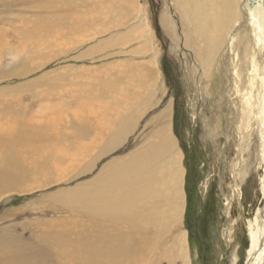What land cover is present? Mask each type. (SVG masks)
<instances>
[{"label": "bare ground", "instance_id": "6f19581e", "mask_svg": "<svg viewBox=\"0 0 264 264\" xmlns=\"http://www.w3.org/2000/svg\"><path fill=\"white\" fill-rule=\"evenodd\" d=\"M80 1L76 0L78 4ZM177 1L176 5L182 11L180 21L186 26L182 39L185 40L184 47L197 49L206 79L213 75L218 78L219 68L226 70V100L235 104V109L231 108L235 117L238 116L241 123L244 121L249 129L253 120L256 121L260 141L259 166L264 167V0ZM95 2L98 5L85 10L74 5L76 12L68 9L70 7L56 10L65 14L71 28L94 27V39L105 25L111 32L125 27L124 19L129 13L136 15L139 22L129 33L113 36L103 44L97 43L99 45L91 50L96 52V57L100 55L97 59L104 56L101 53L118 36L126 43L133 37L138 41L145 40L135 51L150 52L149 43L154 36L151 26L137 12L140 11L136 8L138 0ZM169 25L174 36L175 25L172 22ZM59 28L51 34L53 41L32 30L31 35H37L40 44L26 39L27 49L19 42L21 52L9 55L3 53L10 51L11 42L0 34V183L11 182L13 190L19 193L23 190L21 182L24 180H34L33 185L37 187L32 190H35L46 186H41L42 181L53 183L65 178L69 181L94 171L95 162L129 143L138 121L147 113L149 91L155 86L152 73L156 67L155 55L149 61L137 62L118 60L119 53H115L117 58L105 67L86 68L74 63L75 66L58 69L57 74L35 76L22 84L26 76H34L37 71L32 70V62L30 66H23L26 52L41 69L44 61L37 57L41 51L53 55L52 45L59 47L68 42L61 39L62 27ZM88 34L94 35L91 31ZM92 39L75 37L78 43ZM70 45H67L70 52H62L64 63L82 62L93 53L87 51L78 57L71 56ZM218 59L221 67L215 66ZM244 73L248 77L245 85L240 80ZM32 84L35 86L28 91L27 86ZM255 91L257 95H254ZM171 106L156 116L164 122L158 135L146 137L143 145L127 156L110 160L85 183L89 187L75 186L74 191H66V200L50 206L69 215L61 220L66 224L60 225L62 228L56 233L42 236L54 255L55 262L47 259L49 264H175L177 260L188 264L187 233H177L185 210V170L177 142L171 134ZM153 120L148 125H153ZM63 128V135L68 134V140L65 137L63 143L54 146L52 142L62 140L60 129ZM90 132L94 137L83 140L82 137ZM78 133L81 135L77 136ZM98 148L99 153L94 155ZM7 156L9 162L14 163L13 167L4 162L3 158ZM92 156L94 160H89ZM5 172L12 174L11 180L3 176ZM262 182L264 196V180ZM254 226L246 264L264 261V208L258 211ZM172 233H175L173 239ZM168 236L171 239H167ZM5 260L6 256H1L0 264Z\"/></svg>", "mask_w": 264, "mask_h": 264}, {"label": "rangeland", "instance_id": "374dc122", "mask_svg": "<svg viewBox=\"0 0 264 264\" xmlns=\"http://www.w3.org/2000/svg\"><path fill=\"white\" fill-rule=\"evenodd\" d=\"M80 2L78 4L76 0H0V34L11 42L10 51H5L3 55H9L11 52L20 53L19 42H22L21 46L27 49V44L24 42L26 39L35 41L36 45L40 44L37 40L38 36L53 41L51 34L54 33V29H60V26L61 39L68 41L59 47L56 44L52 45L53 55L48 54L46 50L41 51L37 56L44 61L41 69L39 64L33 62L30 53L26 52L27 58L23 61V66L26 64L30 66L32 62V70L37 71L34 76H26L24 81L20 82L26 84L35 76L57 74L58 69L75 66L74 63H77L76 66L86 68L105 67L117 58L115 53H119L118 60L131 59L137 62L149 61L155 55L156 67L155 71H152L155 86L149 91L151 95L147 101L149 108L138 121L129 143L93 163L94 171L71 178L69 181H66V178L53 183L42 181L41 186H46L35 190H32V187H37L33 185L34 180H24L21 182L23 184L21 193L13 190L11 182L0 183V257L7 258L2 264L38 262L49 264L48 260L54 263V255L42 236L56 233L62 228L60 225L66 224L61 220L69 214L50 206L66 200L67 190L71 191L80 185L87 188L88 184L85 183L96 176L113 158L127 156L141 147L146 137L152 135L153 138V135H158L164 122L156 116L168 105H172L169 113L170 127H172L170 129H173L171 134L177 142L185 170L183 186L185 210L177 233L183 231L187 233L188 264H246L248 250L252 244L255 219L258 211L264 208L262 193L264 167L259 166L260 141L256 132V121L253 120L254 123L249 129L246 123L243 124L244 121L241 123L238 116L235 117L231 109L235 104H229L226 100L228 87L225 79L226 70L223 67L219 68L218 78L217 75H213L212 78L206 79V75L202 73L204 67L197 49L186 48L183 45L186 26L180 21L182 11L176 5L177 0H138L136 8L140 11L137 12L140 13L141 19H146L151 26L154 36L152 43H149L151 45L149 53L135 51L138 44L145 40L138 41L133 37L135 41L126 43L121 42L118 36L119 38L117 37L118 39L116 38L110 47L101 53L106 57L101 56L102 58L97 59L100 55L96 57V52L91 51L99 45L97 43L103 44L113 36L127 34L135 29L139 22L136 15L129 13L124 19L125 27H119L111 32L105 25L104 31H98L100 35L94 39L96 36L94 27L80 25L81 29L80 26L71 28L70 24H67L65 14L56 10L70 7L68 9L76 12L74 5H80L82 10L98 5L95 0ZM163 17L166 23L163 22ZM171 22L175 25L174 36H172L174 31H170ZM92 24L96 26L95 23ZM40 29H43L42 32H39ZM32 30H36L38 36L31 35ZM90 31L94 35L90 36L88 34ZM77 35L93 39L86 43H78L75 41ZM119 42L125 45L120 47ZM69 43L72 45L71 56L78 57L82 52L87 51L93 53L82 62L77 60L73 63L70 61L69 64L64 63L62 58L65 55L62 52L70 50L67 46ZM236 52L238 54V50ZM238 57L240 63L242 61L240 52ZM215 66L221 67L219 59ZM52 69L53 72H48ZM240 80L244 85L246 84L248 77L245 73ZM34 86L35 84L29 85L26 89L31 91ZM208 86L210 88L207 89ZM254 95H257L256 91ZM64 96L68 97L67 94ZM150 120H153V125H148ZM250 122L249 119L248 123ZM64 130V128L60 129L62 140L52 142L54 146L63 143L65 137V140H68V134L63 135ZM80 135L81 133H78L77 136ZM92 137L94 135L90 132L82 138L91 140ZM98 150L99 148L94 155L99 153ZM93 156L89 160H92ZM3 160L7 161L8 166L11 164L13 167L14 163L9 162L8 156ZM11 175L5 172L3 176L11 180ZM191 194L192 196L189 197ZM174 235L175 233H172V239ZM167 239L171 238L168 236ZM175 264H181V261L177 260Z\"/></svg>", "mask_w": 264, "mask_h": 264}, {"label": "trees", "instance_id": "16d2710c", "mask_svg": "<svg viewBox=\"0 0 264 264\" xmlns=\"http://www.w3.org/2000/svg\"><path fill=\"white\" fill-rule=\"evenodd\" d=\"M190 196H192V194H191V195H189V197H190ZM189 197H188V199H189Z\"/></svg>", "mask_w": 264, "mask_h": 264}]
</instances>
